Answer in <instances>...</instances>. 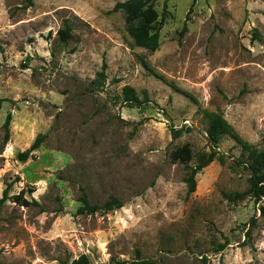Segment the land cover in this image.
Wrapping results in <instances>:
<instances>
[{"label": "rangeland", "instance_id": "374dc122", "mask_svg": "<svg viewBox=\"0 0 264 264\" xmlns=\"http://www.w3.org/2000/svg\"><path fill=\"white\" fill-rule=\"evenodd\" d=\"M125 1L0 0V264H264V199L249 193L237 142L222 139L225 163L201 171L192 194L172 160L184 145L192 166L210 154L204 111L264 158V0H156L155 52L113 12ZM101 72L105 86H92ZM125 86L149 103L126 105ZM22 193L37 205H17ZM83 196L123 206L80 214Z\"/></svg>", "mask_w": 264, "mask_h": 264}, {"label": "trees", "instance_id": "16d2710c", "mask_svg": "<svg viewBox=\"0 0 264 264\" xmlns=\"http://www.w3.org/2000/svg\"><path fill=\"white\" fill-rule=\"evenodd\" d=\"M156 0H127L125 2L117 3L113 9L114 13H122L126 24L127 33L133 39L134 44L137 47L155 52L160 48L161 42V26L157 22L158 15L154 10V2ZM167 9V7H166ZM186 30V26L184 28ZM72 39V28L68 21L64 22V27L59 31V41L63 44H68ZM106 83V75L104 72L98 74L97 78L92 82V86L97 88H102ZM120 99L126 105L133 108H140L146 106L149 103V98L145 97L141 99L137 94L136 90L131 86H125L122 90V95L119 96ZM204 118L207 120L208 126L206 129L207 138L211 146V152L206 157L205 161L198 165H191L193 155L192 150L188 145H184L177 148L172 153V160L175 163H180L185 165L188 169V174L185 178V183L187 185L188 194H192L196 191L197 182L196 176L203 171L208 165H210L215 160H218L221 164L225 163V158L218 151L220 143L225 136L232 137L237 144L242 149V157L245 158V162H241L245 167H248L251 171V177L249 180L250 189L249 193L252 194L256 202H260L264 199V173L260 172V167L264 163V158L261 153H259L252 145L243 141L238 135L235 134L233 128L226 121L224 115L219 112L204 111ZM11 123V116L9 115L6 123V137L5 144L9 141V127ZM172 134L175 139H178L183 134V130L172 129ZM45 137H38L30 149L25 152H21L18 155L20 161L26 162L34 157V152L41 147L44 143ZM225 197L231 201H237L242 197V194L228 195ZM7 198V192L3 199L0 198V207ZM14 202L22 207H29L37 205L36 202H31L25 198L24 193L15 196ZM81 203L83 206L79 208L80 214L86 213H96L100 210L106 212L114 211L123 206L122 202L115 198L111 199L103 206L91 205L86 196L81 198ZM261 216H264V206L260 208ZM255 224V220H253ZM248 235L250 233L248 232ZM226 245L221 246L224 249ZM67 264V263H63ZM71 264H90L88 256L82 255L79 259L74 260ZM115 264H128L127 262H115ZM132 264H157L155 261L144 260L140 262H134Z\"/></svg>", "mask_w": 264, "mask_h": 264}]
</instances>
